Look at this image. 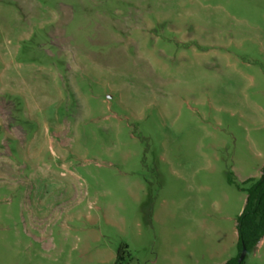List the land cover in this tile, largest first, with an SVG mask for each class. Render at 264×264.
I'll use <instances>...</instances> for the list:
<instances>
[{"label": "rangeland", "instance_id": "1", "mask_svg": "<svg viewBox=\"0 0 264 264\" xmlns=\"http://www.w3.org/2000/svg\"><path fill=\"white\" fill-rule=\"evenodd\" d=\"M263 165L264 0H0V264H216Z\"/></svg>", "mask_w": 264, "mask_h": 264}, {"label": "trees", "instance_id": "2", "mask_svg": "<svg viewBox=\"0 0 264 264\" xmlns=\"http://www.w3.org/2000/svg\"><path fill=\"white\" fill-rule=\"evenodd\" d=\"M228 182L245 191L247 200L237 217L238 253L222 264H245L246 257L264 236V165L258 178L249 177L238 182L232 176V172H229ZM244 246L247 250L246 256L239 262L238 257Z\"/></svg>", "mask_w": 264, "mask_h": 264}, {"label": "crops", "instance_id": "3", "mask_svg": "<svg viewBox=\"0 0 264 264\" xmlns=\"http://www.w3.org/2000/svg\"><path fill=\"white\" fill-rule=\"evenodd\" d=\"M261 175V173H260ZM249 178V177H248ZM247 179V178H246ZM245 179H243L242 181H244ZM240 181V182H242ZM245 192V191H244ZM247 196V194H246ZM247 200V197H246ZM246 203V202H245ZM222 207V206H221ZM244 208V207H243ZM237 225V222H236ZM237 241H238V233H237V227H236V234L235 237H233L229 243H226L224 246H222L219 250H216L214 252L213 257H217V263L216 264H222L224 262H226L229 258L234 256V248L237 246ZM264 243V236L262 237V239L259 241V243L257 244V246L255 247V249L258 250V248L263 245ZM219 262V263H218Z\"/></svg>", "mask_w": 264, "mask_h": 264}, {"label": "water", "instance_id": "4", "mask_svg": "<svg viewBox=\"0 0 264 264\" xmlns=\"http://www.w3.org/2000/svg\"><path fill=\"white\" fill-rule=\"evenodd\" d=\"M246 252H247V250H246V247L244 246V247L242 248V251H241L240 254H239V257H238V261H239V262H241V261L244 260V258H245V256H246Z\"/></svg>", "mask_w": 264, "mask_h": 264}]
</instances>
